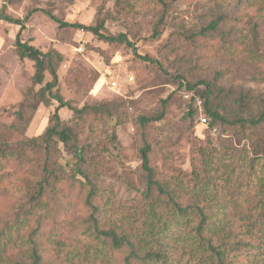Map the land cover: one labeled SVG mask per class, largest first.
<instances>
[{
	"label": "rangeland",
	"instance_id": "obj_1",
	"mask_svg": "<svg viewBox=\"0 0 264 264\" xmlns=\"http://www.w3.org/2000/svg\"><path fill=\"white\" fill-rule=\"evenodd\" d=\"M122 1L0 0V10L7 5L8 14L15 18L37 10L22 39L43 52L54 49L62 55L58 76L64 101L77 109L85 105L106 107L89 113L76 129L85 164L78 165L73 153L55 142L49 168L62 167L68 176L74 173L73 168L84 170L93 182L94 204L100 208L101 225L105 228L141 233L139 217L147 206L141 159L144 141L151 146L156 179L178 194L182 192L186 205L203 187L206 192L201 195L200 204L216 210L220 219L224 218L225 207L230 208L231 217L236 215L233 205L239 201V193L250 206L264 211V201L260 202L264 186V124L258 129L220 122L211 126V119L202 109L201 92L205 86L199 87L200 92L180 86L181 77L190 84L200 80L210 84L213 107L220 108L229 121L258 117L264 110V0H164L165 7L158 0ZM45 11L72 24L95 26L102 21L109 33L126 34L138 54L159 64L140 60L124 45L104 43L81 30L60 29ZM220 16L225 22L216 31L203 35V30ZM18 31L17 26L0 23V150L4 148L11 154L21 143L44 134L58 107L53 101L49 107L40 106L33 115L25 104L21 111L34 68L32 62L20 61L15 54ZM156 31L160 36L153 38ZM82 73L87 76L85 82L93 83L90 91L86 87L82 90L77 83ZM190 108L193 116H189ZM163 111L161 121L141 125V117H157ZM59 114L64 121L73 117L69 109H62ZM19 127L24 128L23 132ZM45 157L36 148L19 172L0 153V232H6L16 216L29 209L34 208L36 215L48 216L46 211L38 212L39 205L31 201L32 187L41 178H37L36 170ZM79 179L85 182L82 177ZM81 188L79 181L72 183L70 195L62 203V199L59 201L60 208L71 203L68 214L57 215L55 223L48 218L42 225V232L48 234L51 243L55 239L61 243L58 249L62 252L49 253L50 261L64 260L69 252H85L84 229L80 225L90 216V209L85 206L90 187L79 193ZM255 219L251 221L255 228L242 226V234L246 230L250 233L240 238L253 246L259 244L264 253V219ZM29 222L26 228L8 233L15 242L9 256L15 260L20 239L37 226V219ZM178 224L176 230L169 227L162 231L164 258L152 264H201L205 260L207 253L192 231L197 224L186 219ZM92 244L97 242L92 240ZM256 254L249 249L231 259L235 264H255L259 259ZM124 257L122 252L107 247L87 263L80 255L73 263L65 264H124Z\"/></svg>",
	"mask_w": 264,
	"mask_h": 264
},
{
	"label": "trees",
	"instance_id": "obj_2",
	"mask_svg": "<svg viewBox=\"0 0 264 264\" xmlns=\"http://www.w3.org/2000/svg\"><path fill=\"white\" fill-rule=\"evenodd\" d=\"M122 0H117V4ZM158 2L165 7L164 0H158ZM37 10L30 11L24 18L12 17L7 12V5H4L0 10V23H6L9 25L19 27V31L16 34L14 47L15 54L20 61H30L33 64L34 74L31 79V86L27 88L24 94L23 104L21 111L24 109V105L30 106L28 109L31 114H35L40 106L49 107L53 101L58 103L53 115L50 117V126L47 131L39 137L32 138L26 143H21L19 149L15 150L13 154L6 151L4 148L0 150V153L4 156L9 163L15 166V169L21 172L26 165L27 156L30 152L34 153V150L38 148L46 155L44 161L37 168L38 177L34 188V193L31 196V201L35 205H39L37 211L43 214V211L48 212V216L36 215L35 209H29L22 216L18 214L15 222L10 228H7L6 232H0V264H4L9 261V264H65L73 263L74 259H77L82 255L86 263L95 258L96 255L102 253L103 249L109 247L114 252H122L124 257V264H152L153 262L160 261L164 258L163 245L160 236L163 232H166L169 227H173L176 230L179 226L178 221L186 219L188 223H196L192 231L195 237L201 243L202 247L207 253L205 260L201 264H235L231 259L233 255H239L242 251L251 249L258 256V261L255 264H264V253H261L259 244L253 246L246 243L240 237L246 236L250 232L246 230L240 231L244 224L253 225L252 220L256 217V221L264 219V211L259 212L257 207L250 206L248 200L244 198L243 193H239L238 202L235 203L234 211L236 215L230 216V208H223V219L218 218L215 214L216 210L205 205H201L199 199L206 189L202 187L201 191H197L193 194V201L191 204L186 205L182 201V192L171 190L169 186L163 185L158 179L151 166V146L144 141L141 149L142 170L146 179V191L144 192V198L147 202V206L141 211L139 217L140 227L138 228L141 233H135L129 229L128 232L123 231L121 228H105L101 225L100 220V208L94 204V198L96 197V191L92 180L85 174L81 168H73L74 173L68 176L62 167L58 165L56 169H50L48 162L50 160L49 155L51 149L55 146V142L62 144L70 153H73L76 163L78 165H84L85 155L83 148L80 147L78 140V134L76 129L80 127L81 121L89 113L105 110L106 107H91L85 105L82 109L73 108L68 102H65L59 92V76L58 71L63 62L62 55L54 50H48L47 52L41 51L32 43L24 41L22 34L26 30V25L30 22L32 15ZM52 21L59 25L60 29L72 28L76 30L84 31L93 35L99 41L108 44L124 45L131 49L133 54L140 60L158 65L156 60L151 59L148 56H142L138 54L136 45L131 42L126 34L113 35L107 30L105 23L100 21L95 26H85L81 24H72L64 22L56 18L49 12H44ZM225 22L223 16L212 22L208 28L203 30V35L207 32H214L218 26ZM160 32H155L153 38H158ZM84 74V76H82ZM76 77L79 87L83 90L86 87L87 91L92 89L93 83L85 82L87 77L85 73H82ZM181 87H185L191 92H195L201 85L205 86V90L201 92V97L204 100L202 109L205 115L211 119V126L215 123H222L228 125H249L252 128L258 129L264 124V110L260 112L258 117L239 118L233 121L227 120L220 112V108L215 109L213 107L214 92L210 84L205 81H198L196 84H190L183 77H181ZM197 92H200L199 90ZM216 101V97H215ZM167 104V100L162 102L163 107ZM69 109L73 112V117L69 121H64L60 117V110ZM165 112L157 117H141L139 119L142 126H146L152 122L161 121ZM194 111L192 108L189 110V116H193ZM22 118V115H20ZM19 131L23 132L24 128L19 127ZM79 177H82L85 182H82ZM79 181L81 189L79 193L83 191L86 186L90 187L89 193L86 196L85 206L90 209V216L87 220L81 222V227L84 229L82 236H84L85 252L84 254L75 252H69L64 260L61 258L56 261H50L48 254H59L62 251L58 249L61 243L54 240L51 243V238H47L48 234L42 232V225L48 218L55 223L57 215L68 214L70 212L71 203H65L59 206L67 199V196L71 193L72 183ZM67 185L66 188L63 186ZM194 192V191H193ZM67 195V196H66ZM260 202L264 201V186L260 192ZM244 201V202H242ZM249 204L248 206H246ZM68 205V206H67ZM264 210V207L263 209ZM45 215V214H44ZM37 219V226L34 230L29 232L26 237L20 239L19 252H17L18 260L10 257V253L15 249V245L12 240L9 239L8 233L15 229L19 231L22 227H27L29 221ZM178 220V221H177ZM238 223V224H237ZM69 224L68 226H70ZM73 230H78L75 226H71ZM80 230V229H79ZM238 230V231H237ZM163 231V232H162ZM97 244H92L91 241ZM55 243L57 248L55 247ZM85 263V264H86Z\"/></svg>",
	"mask_w": 264,
	"mask_h": 264
},
{
	"label": "built area",
	"instance_id": "obj_3",
	"mask_svg": "<svg viewBox=\"0 0 264 264\" xmlns=\"http://www.w3.org/2000/svg\"><path fill=\"white\" fill-rule=\"evenodd\" d=\"M203 122H206V120H205V119H203Z\"/></svg>",
	"mask_w": 264,
	"mask_h": 264
}]
</instances>
